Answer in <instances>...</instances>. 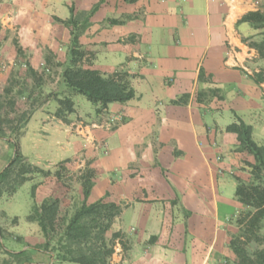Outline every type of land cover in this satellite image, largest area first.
Segmentation results:
<instances>
[{
	"label": "crops",
	"instance_id": "crops-1",
	"mask_svg": "<svg viewBox=\"0 0 264 264\" xmlns=\"http://www.w3.org/2000/svg\"><path fill=\"white\" fill-rule=\"evenodd\" d=\"M72 2L0 0V74L8 75L13 66L23 73L25 63L40 72L44 49L64 66L70 28L54 17L65 20L70 5L87 11L99 2L79 36L82 48L93 54L87 65L107 74L124 64L134 74L135 96L93 115L76 107L67 122L54 117L56 106L47 112L38 107L23 127L20 152L21 138L38 115L41 125L35 129L57 144V161L68 159L72 169L89 159L96 176L87 203L103 198L122 206L106 235L124 233L126 248L116 241L109 264H222L232 255L227 245L232 217L242 209L234 176L248 180L242 162L251 160L234 150L236 136L225 127L237 115L264 144V81L254 79L262 70L264 77V60L245 41L256 30L239 21L258 8V0ZM126 15L123 23L106 22ZM208 88H218L222 98L197 101V93ZM184 94V103H172ZM46 162L36 165L43 168ZM79 189L78 184L74 204L82 200ZM61 192L48 177L37 185L31 205L56 195L71 212ZM27 225L28 232L5 248L20 253V264H75L55 263L50 251L36 247L44 241L38 225Z\"/></svg>",
	"mask_w": 264,
	"mask_h": 264
},
{
	"label": "trees",
	"instance_id": "trees-1",
	"mask_svg": "<svg viewBox=\"0 0 264 264\" xmlns=\"http://www.w3.org/2000/svg\"><path fill=\"white\" fill-rule=\"evenodd\" d=\"M124 1L134 2L136 0ZM98 5L99 2L87 11L76 13L74 7L70 5L68 7L70 14L67 19L62 20L57 17L54 19L68 26L71 36L69 59L61 67L59 78L69 91L83 95L95 106V112L101 113L109 103H122L132 99L135 91L131 85L134 74L129 73L124 64L118 65L107 74L87 65L90 64L93 54L82 48L79 36L89 24V18L97 10ZM129 17L130 15L122 19L106 18V22L111 25L120 24ZM239 21L248 23L256 30L257 33L247 37L245 41L250 48L256 51L258 57L264 60V10L261 8L250 10L243 14ZM13 45L17 54L21 55L22 48L16 39H13ZM47 53L44 55V61L47 64L46 68L49 69L54 56L51 52L47 51ZM54 63L61 66L55 60ZM25 65L27 72L34 76L36 72L27 63ZM254 79L257 82L264 81L263 70L254 74ZM210 97L221 99L220 90L218 88L200 90L196 100L202 102ZM186 98L187 94H184L172 100V103H184ZM54 100L56 102L54 117L67 122L66 116L75 110L73 99L65 95L55 96ZM13 106V102L10 101L8 105L0 102V138L6 135L4 125L10 122L8 110L11 111ZM225 131L234 133L236 136L237 144L234 150L243 152L251 158L250 161L244 159L242 162V169L249 173V179L245 181L234 176L236 181L234 196L245 209L237 214L234 220L237 231L229 236L227 245L234 255L233 264H264V233H262L264 227V144L257 143L253 139L252 126L237 115L232 122L226 125ZM10 145L12 154L7 164L0 170V197L4 193L9 197L12 196L17 187L29 179L28 175L31 173L54 177L60 185L67 186L64 176L70 173L65 166L68 159L60 161L57 168L50 171L28 161L27 157L20 152L16 139L11 140ZM86 164L85 170H80L76 176L82 200L79 204L71 205V212L66 214L67 217L65 215L60 217L61 199L56 195L45 197L39 204L33 202L26 216L27 221L38 225L44 239L36 247L50 251L55 263L66 261L75 264H109L116 241L124 249L126 248L124 233L115 231L109 237L106 235L122 206L103 198L91 203L86 201L96 176L89 162ZM36 187L37 183L31 185V198L35 195ZM51 240L54 241L53 246H50ZM5 252L14 258L20 255V253ZM15 263L20 264L17 260Z\"/></svg>",
	"mask_w": 264,
	"mask_h": 264
},
{
	"label": "rangeland",
	"instance_id": "rangeland-1",
	"mask_svg": "<svg viewBox=\"0 0 264 264\" xmlns=\"http://www.w3.org/2000/svg\"><path fill=\"white\" fill-rule=\"evenodd\" d=\"M69 2L71 4L73 3L72 0H69ZM256 6L264 10V0H258V4H256ZM21 7L23 8V6ZM78 11L79 10H74L75 13ZM11 32H13L14 36V31ZM47 54V50L44 49V55ZM18 64L19 63H17V66H19ZM46 65L47 64L45 63V66L42 67L40 72L34 70L36 72L34 76L27 72V70L20 73V69H17L14 66L10 69L8 75L0 74V102L8 105V102L10 101L14 104L13 109L11 111L8 110V118L10 119V122L4 125L6 135L4 138H0V170L7 164L9 157L12 154V147L10 145L11 140H17L20 150V135L23 133L22 130L26 123V118L32 114L34 109H38V107H41L46 112L48 110H52V108L56 106V102L54 100L55 96H70L74 101L75 109L77 107L80 110L79 112L85 116L87 113H92V115L97 114L94 110L95 106L91 102L87 101L83 95L73 93L67 88L65 91L62 89L63 86L58 83L59 81L57 79L60 66L55 65L54 59H52L49 64V69L46 68ZM26 68L27 66L25 65V69ZM61 69L62 68H60V70ZM50 86L53 89L50 88ZM37 116L38 115L32 119L28 131L21 138L22 152L31 163L38 164L37 162H45L46 160L47 166L43 168L54 171L60 162L56 160L60 157L56 150L57 144L52 142V137L50 138V136H47V138L43 139L41 133L36 131L41 125L40 122H38ZM23 118H25V120H23ZM76 119L79 120L78 118ZM35 127L37 128L35 129ZM261 138L264 139V136H260V139ZM51 142L53 145H49ZM52 161L57 162L55 164H51ZM87 162H89V159H85L82 166L72 169H69L67 167L68 164L65 163V166L70 171V173H67L64 176L65 184L67 186L63 187L60 183H58V188L62 189V192L60 193L61 196L63 194V190L65 191L64 197L69 198L70 206L72 205L71 203H73V200L74 202L77 200L78 181L76 176L80 170H85ZM28 178L29 179L27 181L17 187V190L12 196L9 197L6 193H4V195L0 197V261L3 264H7L14 259V257L5 252V248L9 247L10 243H14L16 238L20 239V233L23 234L24 231H26V233L28 232L27 224L29 221L26 220V216L31 205V185L34 183H37L38 185L48 177H44L37 173H31L28 175ZM66 193H68V195ZM243 209L245 208L242 207L241 210ZM241 210H239V212ZM67 213H69L68 207H62L61 203L60 217L64 215L67 217ZM236 216L232 217L234 231L230 232L229 236L237 231L234 222ZM229 218L230 217H227L226 219ZM262 233H264V227L262 229ZM53 244L54 241L51 240L50 246H53ZM16 260L20 262V256H18V259ZM233 261L234 255L232 254L229 257H226L222 264H233Z\"/></svg>",
	"mask_w": 264,
	"mask_h": 264
}]
</instances>
